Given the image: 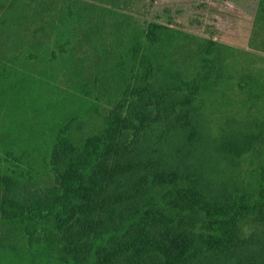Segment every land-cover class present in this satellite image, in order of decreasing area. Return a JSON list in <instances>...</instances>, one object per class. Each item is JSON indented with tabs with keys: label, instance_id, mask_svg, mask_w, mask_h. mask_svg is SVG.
<instances>
[{
	"label": "trees",
	"instance_id": "obj_1",
	"mask_svg": "<svg viewBox=\"0 0 264 264\" xmlns=\"http://www.w3.org/2000/svg\"><path fill=\"white\" fill-rule=\"evenodd\" d=\"M133 1L0 0V264H264V0L262 53Z\"/></svg>",
	"mask_w": 264,
	"mask_h": 264
},
{
	"label": "rangeland",
	"instance_id": "obj_2",
	"mask_svg": "<svg viewBox=\"0 0 264 264\" xmlns=\"http://www.w3.org/2000/svg\"><path fill=\"white\" fill-rule=\"evenodd\" d=\"M258 4L259 0H134L125 11L141 20L262 53V44L252 41ZM261 24L260 42L264 39V22Z\"/></svg>",
	"mask_w": 264,
	"mask_h": 264
}]
</instances>
